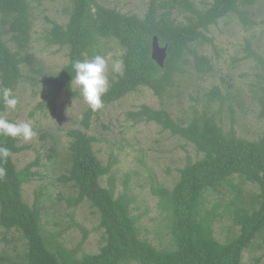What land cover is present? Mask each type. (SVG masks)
Wrapping results in <instances>:
<instances>
[{
  "label": "trees",
  "instance_id": "16d2710c",
  "mask_svg": "<svg viewBox=\"0 0 264 264\" xmlns=\"http://www.w3.org/2000/svg\"><path fill=\"white\" fill-rule=\"evenodd\" d=\"M42 1L53 0H36L39 4ZM195 1H200L204 8L199 9L189 0L151 2L146 13L138 17L104 7L97 0H70L67 21L64 24L49 21L50 28L45 32L48 45L66 51L67 62L45 80L46 95L35 109L40 112L47 108L53 110L63 94L67 99L77 98L72 88L75 76L72 63L100 55L102 42H115L122 50L123 63V73L115 74L107 93L102 96L103 108L141 88L150 90L161 100L175 87L177 78L187 67L199 75L211 74L210 59L199 55L193 45L212 44L204 33L228 16L236 15L243 24L253 25L247 14L248 7L256 0ZM29 10L30 0H0V88H10L12 92L23 79L21 65H32L33 57H22L11 51L3 37L11 33L19 49L25 48L29 41ZM174 11H182L184 22H177ZM8 22L11 24L9 30L3 31V25ZM261 24L264 25V19ZM153 37H157L160 47L166 46L163 67L151 59ZM246 48V58H254L264 70L261 57L249 44ZM263 90L261 87V92ZM202 96L201 110L196 100L198 106L192 108V115L184 122L174 120L165 109L146 105L125 116L133 124H156L162 131L191 144L200 156L179 170L171 189L163 186L152 189L170 239L169 245L160 249L139 237V217L132 215V196L125 190L115 195L112 184L108 188L99 185V179L109 175L111 165H102L93 151L96 139L85 131L103 108L93 112L87 107L80 121L84 131L71 129L67 132L68 168L66 175L57 180L70 184L76 192L74 197L65 199L69 207L76 208L87 201L98 214L104 245L96 254L77 258L74 251H67L60 242L44 236L43 202L40 205L36 199L28 206L22 197V187L36 176L33 169L40 167V159L37 156L18 170L12 157L27 148L19 146L17 138L0 136V146L12 152L7 162L0 163V167L6 169V174L0 178V227L20 233L25 247L23 254L18 256L19 263L14 264H242V253L256 238L262 237L264 241V108L262 106L260 112L261 134L254 140H247L233 129L224 130L222 114L225 110L231 113L232 102L235 103L230 93L223 94L220 87L213 85ZM260 96L258 100L262 105L264 95ZM231 99L230 105L225 107ZM215 104H218L217 109H213ZM4 109L5 104L0 99V117ZM50 151L54 153L55 149ZM246 184L256 186L257 192L245 191ZM208 193L228 197L207 207ZM218 209L222 213L218 214ZM218 215L227 217L238 227L235 237L225 242H219L214 236ZM85 237L86 234L82 241ZM250 264H261V261L256 258Z\"/></svg>",
  "mask_w": 264,
  "mask_h": 264
},
{
  "label": "rangeland",
  "instance_id": "374dc122",
  "mask_svg": "<svg viewBox=\"0 0 264 264\" xmlns=\"http://www.w3.org/2000/svg\"><path fill=\"white\" fill-rule=\"evenodd\" d=\"M167 0H97L107 8L115 9L122 14H135L142 17L151 2L155 4ZM199 9L204 6L199 1L189 0ZM206 0H202L205 2ZM70 0L42 1L30 0L29 10V41L25 48L19 49L17 43L11 39V33L4 34V40L11 51L22 57L31 55L32 65L22 64L23 79L12 92L18 99L14 110L5 105L2 118L13 122L30 123L36 135L28 141L17 138L19 146L27 149L13 155L12 159L19 170L26 164L33 162L38 156L40 167L34 179L22 187L23 201L32 206L36 199L41 205V226L46 238L60 242L67 251H74L77 258L83 255L96 254L104 245L103 230L99 227V216L84 201L76 208L69 207L65 199L74 197L75 190L70 184L57 182L58 178L66 175L68 163L67 132L81 127L83 113L88 107L73 83V91L77 98L67 99L63 94L57 99L54 109L47 108L43 112L35 108L46 95L45 80L54 76L67 62L66 51L59 47L50 46L45 40V32L50 28L49 21L64 24L70 11ZM160 13L163 12L160 9ZM182 12V11H181ZM181 12L174 11L177 22H184ZM184 14V13H183ZM247 18L253 25L243 24L236 15L220 20L211 26L204 35L212 40V44H194L196 52L210 59L213 71L209 75H199L191 67L179 76L174 88L169 90L163 99L159 100L146 88H141L113 104L103 108L90 122L85 133L94 137L93 151L102 165H111L109 175L99 179V185L108 188L111 184L115 188V195L127 191L133 198L132 215L139 217L137 226L139 237L147 240L156 248L169 245L170 239L166 235L165 220L158 209V198L152 189L158 186L171 189L179 176V170L188 162L197 160L194 147L184 140L173 137L162 131L154 123L133 124L127 121V112L136 111L142 105L152 109H165L177 122H184L192 115V108L202 106L203 92L213 85L220 87L223 94L230 93L233 111H224L222 122L224 130L233 129L244 139H256L263 129L260 112L261 105L258 98L264 95V70L254 58H246L247 48H250L264 61V0H256L248 7ZM248 21V20H247ZM3 31H8L11 24L3 25ZM100 55L108 62V79H115L112 71L114 61L120 60L122 50L115 43L102 42ZM88 59V58H87ZM91 59V58H89ZM218 104L213 106L217 109ZM233 126L232 128H230ZM45 139H41L42 136ZM51 148L55 152L50 151ZM236 183V181H234ZM245 191L257 192L256 186L246 184ZM223 192V190H219ZM219 193H208L207 207L213 202L227 199ZM217 213H222L221 209ZM214 236L219 242L232 239L238 233V227L233 225L227 217L219 216L214 224ZM84 234L85 240L82 241ZM55 236V237H52ZM25 250L24 239L15 230L6 231L0 227V264L19 263L18 256ZM259 258L264 264V241L258 237L252 246L242 253V264H250Z\"/></svg>",
  "mask_w": 264,
  "mask_h": 264
},
{
  "label": "clouds",
  "instance_id": "9594fccd",
  "mask_svg": "<svg viewBox=\"0 0 264 264\" xmlns=\"http://www.w3.org/2000/svg\"><path fill=\"white\" fill-rule=\"evenodd\" d=\"M75 72L72 82L78 88L84 103L96 112L104 107L102 96L109 89L108 62L97 54L91 59L76 60L72 63ZM112 71L117 74L123 73V63L116 60L113 63ZM0 99L3 100L7 108L14 110L18 104V99L12 94L10 88H0ZM36 135L30 123H13L0 117V136L11 138H22L25 141L31 140ZM12 155L8 147L0 146V163L7 162ZM6 174V169L0 167V178Z\"/></svg>",
  "mask_w": 264,
  "mask_h": 264
},
{
  "label": "water",
  "instance_id": "95a60500",
  "mask_svg": "<svg viewBox=\"0 0 264 264\" xmlns=\"http://www.w3.org/2000/svg\"><path fill=\"white\" fill-rule=\"evenodd\" d=\"M165 58H166V46L160 47L157 37H153L151 59L154 62H156L157 65H159L160 67H163V62Z\"/></svg>",
  "mask_w": 264,
  "mask_h": 264
}]
</instances>
